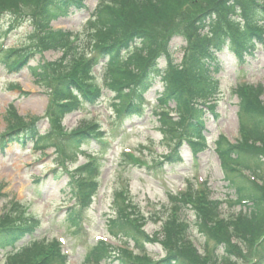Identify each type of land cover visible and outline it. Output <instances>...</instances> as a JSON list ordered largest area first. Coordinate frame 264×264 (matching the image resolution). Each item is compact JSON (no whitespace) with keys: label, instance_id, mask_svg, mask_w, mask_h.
Masks as SVG:
<instances>
[{"label":"rangeland","instance_id":"1","mask_svg":"<svg viewBox=\"0 0 264 264\" xmlns=\"http://www.w3.org/2000/svg\"><path fill=\"white\" fill-rule=\"evenodd\" d=\"M10 5L5 8L0 0V54L32 47L30 52L34 55L27 61V67H36L37 75H31L26 67L17 71L6 69L8 66L0 60V136L7 133L14 121L13 114L25 122L36 120L37 135L73 134L86 125L101 131L96 140L76 147L63 142L60 146L44 147L43 151L33 144L9 145L0 151V218L19 217L37 222L33 234L19 242L17 248L38 245L41 250L38 258L51 256L56 248L65 256V264H120L114 260L117 252L108 257L106 252L92 255L95 245L103 242L117 251L127 246L128 252L141 260H158L164 255L161 242L165 240V230H172L179 238V247L174 249L185 257L198 256L196 261L200 264H251L264 253V210L258 212L262 219L257 222L255 233L241 232L242 237H238L235 223L253 207L236 201L234 186L224 178L213 146L220 136L233 146L264 147V142H251L249 129L242 128L240 115L249 104L246 102L241 109L234 91L242 84L264 88V46L257 47L243 66L229 51L218 55L222 70L213 74L212 80L219 87L207 103L215 105L219 117L205 118V149L194 155L183 146L181 162L170 166L167 157L173 155L177 146L179 133L174 126L179 118L174 103H168L165 109L157 107L160 82L146 94L140 119L119 122L116 114L121 100L104 83L103 67L99 65L90 72L87 82L93 89H100L98 102L82 104L59 124L50 116L52 111L56 112L52 108L55 94L61 78L69 75L73 58L87 59L94 53L87 35L92 29L86 31L84 26L93 15L96 0H85L81 11L71 10L67 17L57 18L43 33L32 31L33 23L29 22L32 17L37 22L40 18L38 0ZM184 45L180 38L171 41L176 63L183 56ZM160 66H164L163 61ZM256 100L264 106V94ZM256 152L260 151H245L243 162L258 178L253 184L264 193L261 187L264 166L250 160ZM189 186L195 187L193 194L187 191ZM183 192L184 205L181 206L180 199H174L170 208V196ZM126 200L127 213L134 219L131 222L142 224L143 237L157 240L153 245L140 240L139 251L147 255L139 251L137 254L131 239L107 225L116 212L114 202L123 206ZM197 210L207 219V226L202 229ZM238 212L240 215H236ZM217 224L227 228L220 237L211 229ZM222 235L228 245L220 243ZM182 247L188 249L183 252ZM227 248L230 254H226ZM10 251V248L0 251V264H6ZM222 256H227L228 262H222Z\"/></svg>","mask_w":264,"mask_h":264},{"label":"trees","instance_id":"2","mask_svg":"<svg viewBox=\"0 0 264 264\" xmlns=\"http://www.w3.org/2000/svg\"><path fill=\"white\" fill-rule=\"evenodd\" d=\"M3 6L8 8L15 2L23 0H1ZM82 0H38L40 18L38 24L42 27L50 24L59 17H67L72 9L79 10ZM105 4L97 8L93 18L88 20L86 31L89 32V42L94 45V53L84 59L78 57L72 60L68 68L69 75L61 78L59 88L55 94L51 117L59 122L61 119L78 110L84 104H93L100 98V91L93 89L90 84V72L100 64L103 67L101 77L109 90L118 96V114L116 118H140L143 109L145 94L153 88L156 81L161 82L162 92L158 94L156 103L158 108L165 109L168 103L175 104V112L179 118L174 126V131L179 133L177 146L169 159V165L181 162L180 150L186 145L194 155L205 148L204 134L206 131L205 118L210 115L218 119L214 104H208L212 95L217 91L212 75L221 72V62L218 55L229 51L236 60L244 62L253 55L258 45L264 44V0H99ZM33 20L35 18L33 17ZM42 29V28H40ZM180 38L185 45L181 61L176 64L171 58L170 43L173 39ZM74 47H68L73 49ZM67 49V50H68ZM17 52V53H16ZM20 51H11L15 56ZM8 58L4 56V59ZM17 58V57H15ZM164 61V66H160ZM25 62V60H24ZM9 69L21 68L25 64L22 58H17L10 64ZM36 76V70L30 69ZM239 96L240 108L248 102L245 112L242 110L240 124L248 128L250 141L253 143L264 142V106L256 97H261L264 90L261 86L243 87L235 90ZM243 94V95H242ZM81 101V102H80ZM14 121L8 126L7 133L0 136V151L9 145L19 147L28 144L35 145V149L42 151L44 147L60 145L63 142L73 144V147L83 145L91 140H96L100 132L96 127L83 126L77 132L66 136L54 132V136L44 133L42 136L35 133L36 120L25 122L24 119L14 115ZM245 132V131H244ZM260 151L251 154V161L259 167L264 166V147L255 149L246 146H233L222 137L214 143V151L219 160L221 170L227 182L234 186L237 201L244 200L251 203L253 210L238 220L234 229L238 237L241 232L253 235L261 220L258 214L264 210V193L248 182L237 172L239 169H248L243 162L246 158L245 151ZM264 189V186L262 187ZM186 196L180 197L181 206L184 205ZM116 205V212L108 222L111 229L117 230L123 237L131 239L137 247L141 244H154L155 239L143 237L144 233L137 224L132 223L127 213V206ZM255 210V212H254ZM199 219L203 222L200 228L207 226V219L202 212ZM36 222L23 221L22 218H0V251L10 248L6 264H65V258L60 250L55 248L51 256L38 258L41 250L38 245L17 248V244L30 237L35 231ZM170 224H174L173 221ZM246 225V226H245ZM175 226V224H174ZM176 227V226H175ZM232 227V225H231ZM246 227V228H245ZM177 228V227H176ZM178 229V228H177ZM219 235L224 229L223 224L211 227ZM226 236V234H225ZM221 236V242L227 241ZM178 236L172 230H165V240L161 242L165 255L158 261L141 260L121 254L116 258L120 264H200L192 258L185 257L177 252L174 247H179ZM243 239H245L243 237ZM245 241H248L247 239ZM188 248L182 247L183 252ZM168 251V252H167ZM175 251V252H173ZM112 251L103 244L93 248V256ZM230 254L229 248L225 250ZM222 262L227 261V256L221 257ZM254 264H264V253Z\"/></svg>","mask_w":264,"mask_h":264}]
</instances>
